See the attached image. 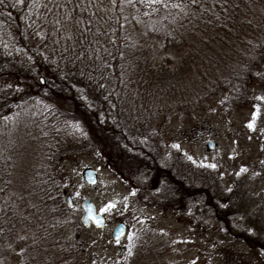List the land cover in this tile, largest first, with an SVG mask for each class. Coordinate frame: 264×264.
Wrapping results in <instances>:
<instances>
[{
    "label": "rangeland",
    "instance_id": "374dc122",
    "mask_svg": "<svg viewBox=\"0 0 264 264\" xmlns=\"http://www.w3.org/2000/svg\"><path fill=\"white\" fill-rule=\"evenodd\" d=\"M169 2L29 0L31 19L28 22L34 34L33 43L44 50L39 62L47 60L56 64L60 61L63 66L58 71L71 68L66 65H71L77 57L76 48L70 43L68 48L63 46L65 39L71 37L67 30L61 32L60 27L62 23L69 22L76 24L78 34L83 37L90 34L96 41L94 45H102L95 58L101 60L104 67L111 66V59L106 60V52L109 51L106 47L111 42L117 23L124 26L122 42L127 39L128 44L145 47L154 61H158L165 51H172L170 48L164 49L165 40L161 35L172 33L179 24L190 20L189 15L180 12L183 8L168 6ZM199 8L201 11L207 9L205 5ZM38 32L40 35H37ZM107 32L110 37H103ZM184 38L193 48L194 42L189 41L188 37ZM217 40L212 47L206 43L199 49L204 58L209 55L213 57L216 68L193 69L190 73L192 76L183 77L178 89L173 87L164 91L153 87L155 99H159L164 107H160L154 115L153 126L149 125L140 133L148 132L153 147L158 151L156 157L162 156L163 161L167 160L174 168L180 163L190 162L195 170L199 169L198 172L205 171L203 178L213 182L216 180L223 190H231L228 193L233 196L231 200H234L239 213L255 216L260 221V227H263L264 68H257L255 62H250L255 68H247L248 62H240L236 57H232L235 67L225 68L224 60H232L226 56L232 54L228 49L231 47L217 43ZM61 52L65 53V58H60ZM79 53L82 56L83 50ZM174 53L178 56L180 52L177 49ZM120 55L123 57V54ZM35 65L32 61V67H24L32 68L34 72L41 68V74L35 73L27 81L32 82V89H29L32 93H37V88L40 92L44 89L42 84L47 69ZM129 66V60L124 57L123 68L116 80V85L122 88L117 93V113L128 120L126 123L131 121L134 114H149V106L152 108L150 99L138 101L139 89L127 82V73L131 70ZM107 68L110 74L113 73L112 68ZM184 70L179 68L178 73ZM246 77L250 79L246 80ZM18 82L22 84L23 78ZM229 85L232 95L228 93ZM143 89L140 87V91ZM50 90H59V87ZM60 92L56 91V94ZM245 92L248 96L250 93L257 95L262 103L256 98L253 107L247 102H234ZM176 104L182 107H176ZM46 106L44 101L32 99V102L22 103L13 115L0 119V176H4L3 183L6 184L5 191L0 192V211L5 213L7 210H3L2 206H10L15 214L27 215V211H30L28 204L32 207V225L17 228L15 239L21 243L6 252L3 260L10 264H21L23 254L28 260H34L32 264H255L254 244L248 245L239 236L225 237L221 234L219 231L222 227L212 224L214 218L207 213L206 207L193 206L194 212L190 209L181 211L187 206L183 200L176 199L172 204L166 202L163 205L158 199H153L151 182L134 179V173L145 169L146 162L131 156L129 148L125 150L124 146L127 145L123 146L122 141L126 140L118 137V141L113 140L99 132L95 137L103 140L108 148L107 154L103 148L89 143L79 127L83 139L76 135L78 131L70 130L72 134L70 137L68 135V139L71 141L74 138V145L65 147L58 144L52 153L51 145L57 137L50 132L51 123L66 130L67 126L79 125L83 117L90 118V121L91 117L84 113L63 118H54L52 114L46 117L42 115ZM61 120L64 121L59 122ZM249 124H252L251 128ZM208 142L214 143L212 148ZM85 168L94 172L96 180L93 183L84 178ZM241 168L246 171L241 172ZM50 181L58 183L55 185L58 191L48 194L49 199L53 198L48 200L50 204H58L60 198H56V194L59 192L57 195L67 205L66 197L62 194L65 191L72 199V204L67 205L69 208L62 209L57 205L58 208L54 206L52 212L41 205V190L45 186L51 188ZM140 183L146 186L137 189ZM197 196L201 195L194 194L192 198ZM83 198L92 201L96 211L105 216L102 227L92 223L85 225L81 220L83 208L80 201ZM109 203L113 207L102 212L101 208ZM203 209L205 213L201 212ZM120 220L126 221L127 229L117 243L111 234ZM40 225L44 226L38 230ZM120 244L124 249L118 253ZM0 251L4 249L0 247ZM3 260L0 259V264Z\"/></svg>",
    "mask_w": 264,
    "mask_h": 264
},
{
    "label": "trees",
    "instance_id": "16d2710c",
    "mask_svg": "<svg viewBox=\"0 0 264 264\" xmlns=\"http://www.w3.org/2000/svg\"><path fill=\"white\" fill-rule=\"evenodd\" d=\"M169 1L168 6L183 8L180 12L190 16V20L185 24H179L172 33L161 35L165 40L164 49L166 47L172 51H165L160 60L154 61L148 50H145V47L143 49L142 47H137L136 44H128L127 39L122 42L124 26L117 23L111 42L106 47L109 50L106 52V60L111 59V62L109 61L111 66L107 67L113 69V73L110 74L109 69L104 67V63L95 58V53L99 52V48L102 45H94L96 41H93V36L90 34L84 37L78 34V31H75L76 24L73 22L60 25L61 32H66L67 30L70 34L69 37H71L65 39V42L62 43L63 46L68 48L70 43L76 48L77 57L73 59L71 65H66L71 68L58 71L62 63L60 61H57L56 64L47 60H42L44 61L43 63L39 62V58L43 55L41 51L44 50L36 47V44L33 43L34 34H32V26L28 22V19H31V12H29L31 4L29 0H20L19 3L17 0H0V119L13 115L22 103L26 101L32 102V99L42 100L47 104L42 112V115L45 114L46 117L52 114L54 118H63L77 113L81 115L84 113L91 117V121L90 118L83 117L79 125L71 126V128L67 126L66 130L68 132L55 123L49 125L52 136L55 135L57 137L54 144L51 145L50 142L53 148L52 153H54L58 144H63L65 147L73 146L75 143L74 138L71 141L68 139L70 134H72L70 130L78 131L79 133V127L83 130V135H85L89 143L98 148H103L107 154L108 148L103 140L95 136L100 132L101 135L113 140L115 138L118 141L117 137L122 138L126 140L125 142L122 141L123 146L124 144L127 145L124 146L125 150L128 151L129 148L131 156L146 162L145 169L134 173V179L140 182H151L150 186L153 189L150 193L153 199H158L160 204L163 205L167 204L166 202L172 204L176 199L183 200L187 206L181 207V211L185 209L196 211L193 206H204L207 213L209 212L214 218L212 224L221 226L222 229L219 232L224 234L225 237L239 236L248 245L251 243L255 244L258 240V235H262L264 240V225L261 224L263 227H260L259 219L257 220L251 214L245 213L243 215L239 213L234 200H231L233 196L228 193L231 190L225 191L216 180L213 182L206 177L203 178L205 171L203 173L198 172L199 169L195 170V167L190 162L180 163L174 168L167 160L164 159L163 161L162 156L156 157L158 151L153 147V140L148 136V132H144L145 135L140 132L147 129L146 127H149V125L153 126L154 115L160 107H164V104L159 99H155L154 86L164 91L173 87L178 89L182 85V78L184 77L185 79V77L192 76L190 73L193 69L216 68V61H213L211 55L204 58L203 53L199 51L200 46L209 43V47H212V44L218 39L217 43L231 47L228 49L232 54L228 53L226 55L229 59L236 57L240 62L246 60L248 62L247 68H255L252 67L250 62L257 63V68H264V0ZM204 5L207 9L201 11L199 7ZM33 18L34 15L32 14ZM103 37H110L109 32L103 34ZM184 37H188L189 41L194 42L193 48H191V43L184 41ZM98 38L100 37L98 36ZM43 41L46 42L47 39ZM98 43L100 44L101 42ZM177 49L180 52L178 56L174 53ZM80 50H83L82 56L79 53ZM193 51L196 53H193ZM64 54L61 52L59 54L60 58L61 56L65 58ZM120 54H123V57ZM124 57L129 60L131 66V70L127 73V82L134 84L139 89L138 101L144 102V98L150 99L152 106V108L149 106V114H134L128 123H126L128 120L117 113L116 105V101L119 98L117 93L122 89L116 85L118 84L116 80L120 76L121 68H123ZM233 58L231 61L224 60L225 68L235 67L232 64ZM102 60L105 62L104 59ZM32 61L36 64L35 66L47 68L46 73L44 72L46 78L44 79V84H42L44 89L40 92L39 88L37 90L35 88L37 93L29 91V89H32V82L29 83L27 81H30L35 73L37 75L41 74V68L35 69V72L32 68H24L25 66L32 67ZM21 66L22 68H20ZM170 68L174 69L170 70ZM179 68H185V70L180 74L178 73L180 72L178 71ZM20 78L24 80L22 84L18 82ZM255 78L254 76V80ZM249 79L250 77H246V80ZM57 86L59 90H50ZM24 87L29 92H26ZM140 87L144 88L143 91H140ZM227 88L228 93L232 95V91L229 90L231 85ZM133 90L135 91L136 89ZM148 90L150 91L148 92ZM56 91L61 92L57 95ZM255 98L262 103L257 95L250 93V96H248L246 92L245 94L242 93L234 102H247L253 107L255 106ZM227 105L230 106L229 104ZM134 106L136 107V103ZM175 106L180 105L176 104ZM87 124H90V126L87 127ZM76 135L83 139L82 134L76 133ZM89 138H94L96 144L94 140ZM119 143L121 144V141ZM114 145L117 148L116 144ZM51 146L49 147L51 148ZM191 163L194 164L193 162ZM201 164L205 165L204 163ZM3 167L5 168V165ZM4 180V176L1 175L0 192L5 191L6 184L3 183ZM54 181H50L52 184L51 188L45 186L41 190V205L43 204L44 208L48 207L51 211L54 206L66 209L68 208L67 205H64L61 196L57 195L59 192L56 194V198H60L57 200L58 206L51 205V202L48 201L53 199L51 197L49 199L48 194L52 195L54 190L58 191V186H55L57 182ZM144 186L146 184L140 183L137 189H141ZM202 189L203 193H201ZM194 194L201 196L192 198ZM27 203L30 202L27 201ZM29 205L30 211H27V215H17L10 206H2L3 210L7 211L5 213L0 211V247L4 249L3 252L0 251V259L3 260L6 252L13 250L21 243V241L15 239L17 228L26 224L32 225V220L30 219L32 218V207ZM205 209L201 212L205 213ZM207 216L205 215V217ZM43 226L40 225L38 230H41ZM40 236L42 237V232ZM21 257V264H32L34 261L33 259L32 261L28 260L23 254H21ZM1 264L10 263L3 260Z\"/></svg>",
    "mask_w": 264,
    "mask_h": 264
},
{
    "label": "water",
    "instance_id": "95a60500",
    "mask_svg": "<svg viewBox=\"0 0 264 264\" xmlns=\"http://www.w3.org/2000/svg\"><path fill=\"white\" fill-rule=\"evenodd\" d=\"M42 80V79H41ZM214 143L208 142V146L212 148ZM84 178L90 182L93 183L96 180V176L94 172L86 168L84 170ZM68 202L70 203V197H68ZM81 206L83 207V213L81 215V220L84 222L85 225H89L90 222H92L95 226L101 227L105 219L101 213L96 212L94 204L89 199H83L81 202ZM97 221H100V223H97ZM125 233V224L120 222L118 223L113 230L112 236L113 238H119ZM120 249H122V246H120Z\"/></svg>",
    "mask_w": 264,
    "mask_h": 264
},
{
    "label": "flooded vegetation",
    "instance_id": "af4514ba",
    "mask_svg": "<svg viewBox=\"0 0 264 264\" xmlns=\"http://www.w3.org/2000/svg\"><path fill=\"white\" fill-rule=\"evenodd\" d=\"M120 221L124 222L126 225V221H123V220H120ZM126 229H127V227H126ZM122 249H124V246L122 247ZM122 249H121L120 253L122 252ZM253 253H254V263L255 264H264V240L262 239V235H258V240L254 244V252ZM205 264H208V263H205Z\"/></svg>",
    "mask_w": 264,
    "mask_h": 264
},
{
    "label": "snow or ice",
    "instance_id": "6c2138e0",
    "mask_svg": "<svg viewBox=\"0 0 264 264\" xmlns=\"http://www.w3.org/2000/svg\"><path fill=\"white\" fill-rule=\"evenodd\" d=\"M17 2L19 3L20 2V0H17ZM127 2H131V0H127ZM193 2H195V0H193ZM113 3H115V0H113ZM174 6H176V5H174ZM61 7H63V5H61ZM68 17H65V19H67ZM56 23L57 24H59V21H56ZM37 35H40V33L38 32L37 33ZM254 115H255V113H254ZM250 128L252 127V124H249L248 125ZM173 147H178V145H173ZM189 159H191V157H189ZM210 167H215V165H210ZM244 171H246V169H244V168H241V172H244ZM240 173H237V175H239ZM111 207H113V205L111 204V203H109L108 205H106L105 207H103V208H101V211L103 212V211H106V210H108L109 208H111ZM97 223H100V221H97ZM251 231V230H250ZM130 236H131V234H129ZM119 241L117 240V243H118ZM129 255H131V252H129Z\"/></svg>",
    "mask_w": 264,
    "mask_h": 264
}]
</instances>
